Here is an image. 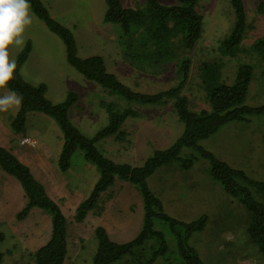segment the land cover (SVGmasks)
<instances>
[{
  "label": "rangeland",
  "instance_id": "obj_1",
  "mask_svg": "<svg viewBox=\"0 0 264 264\" xmlns=\"http://www.w3.org/2000/svg\"><path fill=\"white\" fill-rule=\"evenodd\" d=\"M160 1L166 5L178 4V0ZM43 2L54 18L73 31L79 56H101L107 70L133 91L154 94L180 83L182 76H177L176 66L155 74L140 70L125 60L120 43L121 26L105 20V0ZM145 2L121 0L126 8L144 7ZM244 3L247 19L243 42L234 53L225 54L220 44L235 22L231 1L198 2L204 30L190 52L193 65L182 92L188 96L193 110L209 108L200 68L208 60L221 61V80L226 84L234 82L239 64H252L254 72L246 104L264 106V56L253 48L254 42L264 36V0H244ZM32 14L34 22L24 37L25 44L28 39L32 41V51L21 68L22 74L33 84L46 83L47 96L54 102L63 101L71 91L77 92L78 100L71 107L69 118L85 135L92 137L109 123V113L100 104L102 101H114L121 109L132 107L139 112L138 116L128 117L123 124L122 129L126 132L124 138L111 136L97 142L106 156L119 163L142 165L156 150L170 147L179 138L185 126L175 110L174 99L166 101L165 98L164 102L157 104H141L110 94L101 84L88 80L68 63L63 40L50 31L33 11ZM20 51L13 50L16 59ZM4 91L0 90V95ZM18 110L0 112V115L10 123ZM18 135L24 136L22 140L27 137L33 142L23 143L28 148L23 154L33 167L41 164L33 150H49L50 158L52 155L59 158L64 137L58 123L50 116L37 111L29 113L24 131ZM15 140L16 144L20 143ZM200 144L233 168L245 171L252 179L264 181L263 113L250 116L245 121H230L210 137L201 140ZM181 155L196 156L190 169H184L174 162L160 167L148 182L162 199L166 212L179 221L191 222L203 214L209 217L206 227L195 232L189 244L200 253L205 264H264V259L246 232L248 211L238 198L228 194L221 183L212 177L209 159L193 148H184ZM56 164L57 173H64L58 162ZM5 175L13 178L21 187L16 178L8 173ZM63 176L69 186L70 195L65 193L66 196L77 201L89 196L99 172L77 149L70 169ZM51 189L60 196L64 192V184L59 186L52 183ZM21 190L23 192L22 187ZM17 193L11 190V207L5 203V196H0V232L6 236L0 242V253H3L1 264H35L31 254L49 239L50 215L34 208L25 219H17V212L26 202L24 195L18 196ZM60 203L68 221V256L64 264L92 263L98 247L94 234L97 225L108 229L110 237L118 242L135 237L142 225V196L134 185L126 181L117 180L102 196V212L99 213L98 209L91 211L83 222L75 221V210L67 204L66 198L61 199ZM156 227L164 231L171 250H175L176 239L169 226L158 221ZM114 264H124V259Z\"/></svg>",
  "mask_w": 264,
  "mask_h": 264
},
{
  "label": "trees",
  "instance_id": "obj_2",
  "mask_svg": "<svg viewBox=\"0 0 264 264\" xmlns=\"http://www.w3.org/2000/svg\"><path fill=\"white\" fill-rule=\"evenodd\" d=\"M235 22L221 42L222 52L234 53L243 42L246 29V6L244 0H230ZM105 20L121 26L120 43L123 57L132 66L155 74H161L176 66L178 85L154 94L133 91L106 68L101 56L81 57L73 31L51 15L43 0H29L32 11L50 31L64 42L68 63L85 78L101 84L110 94L137 103H162L165 98L174 99V107L184 123V131L168 148L156 150L142 165L119 163L106 156L97 142L106 137L124 138L122 129L128 117L139 112L132 108H120L114 101L100 104L109 113V123L94 136L85 135L69 118L71 107L78 100V93L71 91L61 102L47 96L48 86L44 82L33 84L21 74V68L32 51V41L27 40L17 56L18 72L9 89L23 95L24 100L10 126L19 133L24 131L29 113L42 112L53 118L62 130L64 142L58 158L61 171L71 167L72 157L80 149L85 158L94 164L99 177L88 197L77 206L76 222H83L88 214L98 209L102 212V196L117 180L129 182L140 192L143 201L142 225L135 237L124 242L113 240L103 225H97L94 234L98 247L91 264H114L124 259V264H205L200 253L189 244L195 232L206 227L209 217L203 214L191 222H182L166 212L162 199L151 189L148 179L160 167L178 162L190 169L195 155L182 156L184 148H193L209 159L210 174L219 181L224 190L238 198L249 213L246 232L264 259V181H257L240 169L217 158L205 149L200 141L217 132L230 121L249 120L250 116L264 114V106L246 104L254 67L244 62L239 64L232 84L221 80V61H204L201 81L205 88L209 108L193 110L183 88L190 76L193 60L190 52L203 35V15L198 10L199 0H178L176 5H166L160 0H146L144 7L126 8L121 0H105ZM253 48L264 56V36L256 40ZM0 167L21 184L26 199L17 212V219H25L34 208L50 215L49 239L31 255L35 264H64L68 256V221L60 204L51 197L46 186L35 176L31 167L13 151L0 145ZM169 226L176 239V249L171 250L166 234L156 227L157 222ZM0 232V242L5 239ZM3 253H0V264Z\"/></svg>",
  "mask_w": 264,
  "mask_h": 264
},
{
  "label": "clouds",
  "instance_id": "obj_3",
  "mask_svg": "<svg viewBox=\"0 0 264 264\" xmlns=\"http://www.w3.org/2000/svg\"><path fill=\"white\" fill-rule=\"evenodd\" d=\"M33 22L29 0H0V90H6L0 95V112L19 109L23 104V95L8 86L16 79L18 72L13 50H22L25 33Z\"/></svg>",
  "mask_w": 264,
  "mask_h": 264
},
{
  "label": "crops",
  "instance_id": "obj_4",
  "mask_svg": "<svg viewBox=\"0 0 264 264\" xmlns=\"http://www.w3.org/2000/svg\"><path fill=\"white\" fill-rule=\"evenodd\" d=\"M15 135H17L16 138H15ZM23 135L20 137L18 135V133H16L13 129H11L10 123L8 121L4 120L3 117H1V115H0V145L10 149L11 151H13L23 162H25L26 164H28L31 167V169H32L33 173L35 174V176L37 177V179H39L46 186L47 191L49 192L51 197L53 199H55L60 204L63 212H64V208L60 203L61 199H63V198H66L67 202H68L67 204L70 205L73 208V210H76L78 204L82 201L83 198L81 200L72 201L73 197L66 196L65 193L69 194V189H68L69 186L63 180L64 179L63 174H65V172L64 173H62V172L57 173L56 162H58V158L54 157L53 155L50 158L49 157V150H43L42 152H41V150H33V152L36 151L35 152L36 159L41 161L40 166L39 167L34 166L35 167L34 168L32 163L30 161H28V159L26 158L27 156L23 154L24 151L26 149H28V148L24 147V144H21L22 137H24ZM15 139L19 140L20 143L16 144ZM4 172L2 171V169L0 167V196L1 195L5 196L6 197L5 203L10 206L11 190L18 191V193H17L18 196H20V194H21V196H23L24 191L22 192V190H21L22 186L19 187V185L13 180V178L8 177L7 175H5L6 173H4ZM52 183H56L59 186H61L62 183L64 184V192L62 193V195L58 196L53 192V190L51 189ZM50 222H51V218H50ZM107 231H108V229H107ZM50 233H51V229H50Z\"/></svg>",
  "mask_w": 264,
  "mask_h": 264
},
{
  "label": "built area",
  "instance_id": "obj_5",
  "mask_svg": "<svg viewBox=\"0 0 264 264\" xmlns=\"http://www.w3.org/2000/svg\"><path fill=\"white\" fill-rule=\"evenodd\" d=\"M22 141H24V143H25V142H27V143H33V142L31 141V139H30V138H27V137H25Z\"/></svg>",
  "mask_w": 264,
  "mask_h": 264
}]
</instances>
